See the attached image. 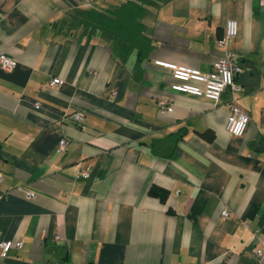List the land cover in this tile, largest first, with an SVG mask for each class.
I'll return each mask as SVG.
<instances>
[{"label": "crops", "instance_id": "0c3cea01", "mask_svg": "<svg viewBox=\"0 0 264 264\" xmlns=\"http://www.w3.org/2000/svg\"><path fill=\"white\" fill-rule=\"evenodd\" d=\"M119 1L0 0V53L15 59L0 68V240H23L0 264H254L251 230L264 228V0L151 4L138 77L112 40L67 26L77 9ZM227 18L237 22L225 45L242 66L235 86L216 101L173 90L155 60L212 70ZM160 96L169 107L159 109ZM233 102L249 118L241 135L224 126ZM153 184L165 200L149 193Z\"/></svg>", "mask_w": 264, "mask_h": 264}, {"label": "built area", "instance_id": "2783aa9c", "mask_svg": "<svg viewBox=\"0 0 264 264\" xmlns=\"http://www.w3.org/2000/svg\"><path fill=\"white\" fill-rule=\"evenodd\" d=\"M237 22L234 18H227L224 22L223 33L221 36L215 39L216 45L222 50L220 54L213 61V69L209 71H203L198 67L186 65L183 63H177L174 61L156 59L155 63L169 68L173 81L170 86L173 90L191 93L194 95L205 96L211 100L216 101L220 92L226 85L235 86L233 75L236 72L242 70L241 64L237 61L236 56L232 51L225 48L229 39L236 34ZM15 63V59L10 55L1 52L0 53V68L10 69ZM61 77L53 76L50 80V84L60 83ZM39 102H36L37 106ZM159 109H164L170 106V99L167 96H160L157 100ZM70 116L81 122L84 118L82 110H75L70 113ZM247 113L235 102L229 104L228 112L225 117L224 126L225 129L234 135H241L248 123ZM68 139L66 135L61 134L56 149L58 151L66 147ZM84 176L89 173L87 171H81ZM2 177L0 175V181ZM6 193V192H4ZM26 197H33L35 192L30 189L24 191ZM228 214L227 208L220 210L221 216ZM243 224L247 225L248 221H243ZM253 236L252 255L255 261L254 264L259 262L264 257V228L259 230L258 227L251 230ZM55 237H59L57 234ZM23 245V240L5 238L0 240V255H6L12 248H20Z\"/></svg>", "mask_w": 264, "mask_h": 264}, {"label": "trees", "instance_id": "16d2710c", "mask_svg": "<svg viewBox=\"0 0 264 264\" xmlns=\"http://www.w3.org/2000/svg\"><path fill=\"white\" fill-rule=\"evenodd\" d=\"M168 0H120L118 3L100 7L89 5L77 9L70 17L67 26L86 34H101L112 40L119 47L118 53L123 62L133 61L132 69L138 77L142 72V61L148 58L152 39L145 32L144 16L153 3ZM209 139L213 137L210 130L199 131ZM149 193L165 200L168 190L150 185Z\"/></svg>", "mask_w": 264, "mask_h": 264}]
</instances>
